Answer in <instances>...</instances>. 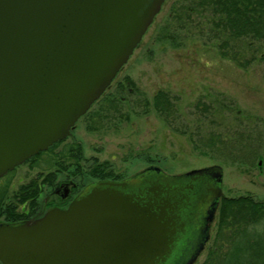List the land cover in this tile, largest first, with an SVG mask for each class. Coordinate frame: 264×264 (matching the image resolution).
<instances>
[{"label":"water","instance_id":"obj_1","mask_svg":"<svg viewBox=\"0 0 264 264\" xmlns=\"http://www.w3.org/2000/svg\"><path fill=\"white\" fill-rule=\"evenodd\" d=\"M165 1L0 0V179L72 135ZM152 171L93 183L40 219L0 224V264H193L224 195L223 168L162 174L190 178L203 194L179 238L156 194L129 193Z\"/></svg>","mask_w":264,"mask_h":264},{"label":"rangeland","instance_id":"obj_2","mask_svg":"<svg viewBox=\"0 0 264 264\" xmlns=\"http://www.w3.org/2000/svg\"><path fill=\"white\" fill-rule=\"evenodd\" d=\"M192 1L166 0L128 63L72 135L1 178L0 187L10 191L7 203L23 208L25 221L45 212V199L61 181L73 183L72 199L99 179L124 180L151 167L179 176L219 165L223 197L250 195L264 201L262 45L249 40L253 51L241 59L223 57L206 16L190 12ZM160 91L177 98L175 120L165 121L155 111ZM211 131L223 136L226 152L238 161L196 147ZM78 147L77 160L72 150ZM34 186L42 189L40 194L19 202L17 191ZM218 219L219 207L209 241L193 264L204 262ZM0 224H6L5 217Z\"/></svg>","mask_w":264,"mask_h":264},{"label":"trees","instance_id":"obj_3","mask_svg":"<svg viewBox=\"0 0 264 264\" xmlns=\"http://www.w3.org/2000/svg\"><path fill=\"white\" fill-rule=\"evenodd\" d=\"M191 7L190 12L206 16V23L212 28L213 39L219 42L223 57L232 56L236 61L241 59L246 51H253V41H259L262 45L263 57L264 0H193ZM249 40L252 42H248ZM176 102L177 98L171 93L160 91L155 96L153 105L155 111L165 121L170 122L177 118ZM201 142L200 146H196L198 149L207 148L208 151L215 152L219 150L226 159L238 161L232 155L233 152H226L229 146L221 134L211 131ZM72 151H76L75 157L78 160L80 148ZM45 153L42 152L34 158ZM28 189L22 187L17 191L16 198L19 202L34 199L42 191L36 186L32 191ZM9 195L10 191L0 187V218L5 217L6 223L28 220L29 218H24L27 212L23 208L12 209L13 202L7 203ZM202 264H264V201H258L250 195L221 199L217 230Z\"/></svg>","mask_w":264,"mask_h":264},{"label":"flooded vegetation","instance_id":"obj_4","mask_svg":"<svg viewBox=\"0 0 264 264\" xmlns=\"http://www.w3.org/2000/svg\"><path fill=\"white\" fill-rule=\"evenodd\" d=\"M24 164H22V165H24ZM21 166H19V167H21ZM19 167H17V168H19ZM152 169H153V171L148 173V174H151V176L146 178L144 180V183L142 182L141 185H139V183H137V185H136L137 187L134 190L129 191V193H133V191H134V193H137V194L140 193V194H142V198L146 197V193H148V194L150 193V196H154L156 194L158 196L157 205L161 206V207L162 206L165 207L167 209V211L171 209V211H168L169 212L168 214L170 217H173L172 225L174 226V229L177 230L176 237L179 238L183 235V231L187 232V230L189 229V225L192 223V221L194 220V216L196 215L194 212V209L197 208V206H198L199 197L203 195L202 192H200V185H199V183L193 181L190 178L181 179L177 183H172L170 180L166 181V180H164L162 174L165 175L167 173H165L164 171H162L161 169H159L157 167L148 168V169H146V170H144L138 174H141L145 171H150ZM14 171H15V169L12 172H14ZM12 172L8 173L6 176L11 174ZM189 173H191V172L185 173L183 175H187ZM179 176H181V175H179ZM127 179H129V178H127ZM124 180H126V179H124ZM124 180L99 179V180L95 181L94 183L100 182V181H117V182H119V181H124ZM43 183H45V182H43ZM72 184L73 183L71 181H68V180L59 182V184H57L53 193L50 194L45 199L44 207H43L45 212L43 210H40L39 216L35 217V218L36 219L42 218L46 213H48L52 209H62V210L67 209L68 206L72 203V201L76 197L75 196L72 199L70 197ZM78 195L79 194H77V196ZM171 200H172V202H171ZM37 209H38V207H37ZM217 209L218 208L211 211L209 213V216L207 219L208 228H209V235H210L211 221H213L214 214H215Z\"/></svg>","mask_w":264,"mask_h":264}]
</instances>
